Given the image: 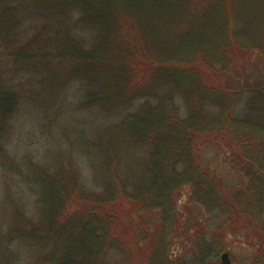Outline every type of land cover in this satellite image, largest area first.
I'll return each instance as SVG.
<instances>
[{
    "label": "trees",
    "instance_id": "1",
    "mask_svg": "<svg viewBox=\"0 0 264 264\" xmlns=\"http://www.w3.org/2000/svg\"><path fill=\"white\" fill-rule=\"evenodd\" d=\"M237 24L264 41V0H0V212L13 217L0 220V264H151L156 203L184 202L188 177L206 174L197 152L212 135L196 125L193 101L230 92L227 71L208 72L207 60L224 55L239 70L249 59ZM181 54L199 62L173 59ZM48 80L60 87V125L84 112L97 126L79 136L76 127L71 141L60 127L76 151L60 142L56 169L21 162L6 145L21 105Z\"/></svg>",
    "mask_w": 264,
    "mask_h": 264
},
{
    "label": "rangeland",
    "instance_id": "2",
    "mask_svg": "<svg viewBox=\"0 0 264 264\" xmlns=\"http://www.w3.org/2000/svg\"><path fill=\"white\" fill-rule=\"evenodd\" d=\"M234 27L239 46L251 49L248 55L244 53L249 59L240 61L239 70L228 66L224 55L207 60L208 72L227 71L230 92L211 91L217 96L211 94L207 99L193 101L198 109L202 107L196 125L212 135L210 141H200L197 152L206 174L195 171L196 174L188 177L191 183L184 185L187 193L184 202L156 203L163 214L154 215L156 220L149 226V236H152L149 240L156 245L152 247L151 264H223L225 254L229 264H264V92L245 89L247 86L257 88L259 84L264 88V52H261L264 41L258 39V27L253 28L256 32L252 38L249 34H239L238 24ZM173 59L189 64L199 62L194 54L176 55ZM188 72L193 71L188 69ZM174 92L173 106L178 107L179 116L186 119L189 116L187 102ZM21 106L6 142L12 155L21 162L29 160L32 164H47L51 169L60 168V142L64 150L76 151L68 139L60 136V127L67 125L70 141L77 131L79 136L91 128L88 124L92 118L84 112L64 118L60 125V87L51 80L36 85ZM225 108L227 112L223 117ZM214 114L222 117L214 120ZM209 119L214 121L211 123ZM76 127L79 130L76 131ZM96 128L90 129L89 135L94 134ZM83 166H86L83 167L85 175L90 176L92 171L86 161ZM23 168L30 167L24 163ZM1 171L0 168V200L4 189H1ZM5 185H9L8 182ZM230 202L240 212L239 217L235 216ZM233 217L237 222L232 225ZM4 219L9 222L13 217L9 213L2 216L0 212V220ZM141 236L148 238L144 231ZM164 249L169 260L163 259ZM112 255L113 262L126 261L122 254Z\"/></svg>",
    "mask_w": 264,
    "mask_h": 264
},
{
    "label": "water",
    "instance_id": "3",
    "mask_svg": "<svg viewBox=\"0 0 264 264\" xmlns=\"http://www.w3.org/2000/svg\"><path fill=\"white\" fill-rule=\"evenodd\" d=\"M222 261H223L224 264H229L228 263V257H227L226 254L222 256Z\"/></svg>",
    "mask_w": 264,
    "mask_h": 264
}]
</instances>
